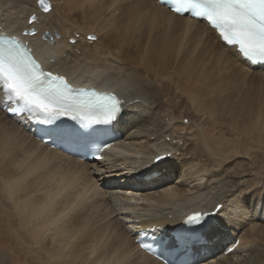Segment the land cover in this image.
<instances>
[{
    "label": "bare ground",
    "instance_id": "bare-ground-1",
    "mask_svg": "<svg viewBox=\"0 0 264 264\" xmlns=\"http://www.w3.org/2000/svg\"><path fill=\"white\" fill-rule=\"evenodd\" d=\"M53 4L55 10L43 12L38 0H0V34L22 38L46 71L63 75L74 85L114 92L124 108L113 123L121 139L104 160L82 161L47 146L26 117L13 119L4 110L6 102L0 105V159L16 162L20 173L26 167L33 181L24 178L26 172L15 181H30L33 195L41 194L38 206L29 198L25 201L30 196L15 205L19 230L29 232L38 246L48 241V264H164L141 251L136 241L143 233L154 234L163 241L170 239L167 249L176 247L173 233L182 228L185 213L199 208L218 215L202 231L201 240L184 246L188 264H264V163L256 165L244 154L229 162L225 160L229 153L217 154L205 138L214 109L231 105L233 125L238 118L246 121L248 139L258 142L264 153V112L241 109L237 85L238 78L243 83L244 77L264 79V64L251 66L205 22L181 18L157 0H53ZM31 31L34 35H25ZM91 34L100 41L90 42ZM177 36L185 42L183 52L193 53L186 64L177 57L175 67L186 71L184 78L171 66L169 55L153 52L156 48L161 54L169 43L174 48ZM169 51L172 55L174 50ZM140 53L143 74L133 66L132 57L137 54L139 59ZM159 63L165 65L163 72L155 66ZM174 76L182 77V85ZM161 154L168 159L156 165ZM53 198L59 200L52 202L54 208ZM218 205L224 207L217 210ZM7 258L0 253V264L10 263Z\"/></svg>",
    "mask_w": 264,
    "mask_h": 264
},
{
    "label": "snow or ice",
    "instance_id": "snow-or-ice-1",
    "mask_svg": "<svg viewBox=\"0 0 264 264\" xmlns=\"http://www.w3.org/2000/svg\"><path fill=\"white\" fill-rule=\"evenodd\" d=\"M158 3L168 6L181 18L202 19L234 47L238 58L264 61V0H158ZM41 5L45 12L52 10L50 5H44V0H41ZM35 20L36 17L32 16L31 21ZM89 39L94 40L95 37ZM5 102L4 110L11 112L13 119L24 116L40 125L52 124L61 117L87 120L89 123H109L124 113L122 103L114 96L101 97L95 92L85 91L75 93L64 77L45 73L21 43L10 37L0 38V105ZM72 112L85 115H70ZM165 158L158 156L156 159L158 162ZM223 207L218 205L217 210ZM204 222L205 218L200 215L188 220L193 225Z\"/></svg>",
    "mask_w": 264,
    "mask_h": 264
},
{
    "label": "rangeland",
    "instance_id": "rangeland-1",
    "mask_svg": "<svg viewBox=\"0 0 264 264\" xmlns=\"http://www.w3.org/2000/svg\"><path fill=\"white\" fill-rule=\"evenodd\" d=\"M48 1L51 3L52 9L55 10L54 7H56V6L53 4V0H48ZM55 2L59 5V2L58 1H55ZM14 15L15 14L13 12V16ZM83 24H84V21L83 20L80 21L79 25L82 26ZM138 35H140V33ZM151 36H153V35H151ZM76 37L79 39V36L78 35ZM90 37H95L94 40L93 39H88V40H90V42L100 41V39H101L99 36L97 37L96 34H91V35L88 36V38H90ZM133 37L134 36H131L130 39H132ZM139 37L145 38L144 37V34H141ZM176 38H177L178 41L181 42L180 43V42H178V41L175 40L176 41V43H175V41L173 40V42H174V48L176 49V51H175L174 48H171V47H173V46H170L171 43H169L170 45H167L169 47L166 46L167 47V50H165V49H163L165 51L162 50V53L161 54H160L161 50H158L156 48H155L156 50L154 49V51H153V52H155L159 56L162 55V54H164V53H165V55H169L168 57L171 60V66L172 67H175V64H177L180 60H181L182 63H185L186 64V62H187L186 60H190L192 58L191 56H193V53L192 52L184 53L186 51V49H185V47H186L185 42L181 38H179V36H177ZM125 39H127V38H124L123 40H125ZM169 40H170V38H169ZM144 41L146 42L147 39L146 40H143L142 43H144ZM171 41H172V39H171ZM103 43H105V42H101V44H103ZM148 44L151 45L150 42H148ZM176 45H177V47H176ZM179 46L182 47L181 50H180ZM108 47H109V45H108ZM132 47H134V46H132ZM183 47H184V50L185 51L183 50ZM170 48L172 50H174L173 53H172V55H171V52L172 51L171 52L169 51V50H171ZM177 48H178V50H177ZM166 51H168V53ZM179 51H180V54L178 55ZM181 51L182 52L184 51L183 53L185 55ZM131 52H133V50ZM136 55L137 54H135L134 57H132V59L134 58L133 59V66H137V71H139V72H141L143 74V72L145 71L144 70L145 67H144V64L142 62H140V56L142 54L141 53L138 54L139 59L137 58ZM170 55L173 56V57L175 56L174 57V60H173V57H171ZM177 57H179L180 60ZM175 58H177L178 61H177V59L175 60ZM184 58H186V59H184ZM155 59H157V58H155ZM180 64L181 63H179L178 65H180ZM155 66L161 72H163L164 69H165V65L163 63L155 64ZM169 67H170V65H169ZM185 68H186V66H185ZM176 71H177L176 73L182 74L183 75V78H184V75H185V72H186L185 70L176 68ZM244 76L245 75H243V77ZM249 76H250V74H249ZM249 76H247L246 78L248 79ZM231 77H234L235 79L238 78L237 76L236 77L235 76H231ZM253 77L250 76L249 77V80H246L245 77H244V82H246V83H243V80L240 79V78H238V80L240 82L237 80V85H239L240 88H241V97H240V100L241 101L243 100L242 101L243 104H242L241 109L243 108V110L245 112H250V111H263L264 112V106H263L264 105V99H263L264 98V94H263L264 93L263 92L264 89L262 88V86H264V79L262 77H260L261 78V80H260V78L257 77V76H255L254 77L255 79H254ZM215 78L217 79V76ZM173 79L178 82V85H182V77L181 76H174ZM256 82L258 84V85L256 84L257 88L255 86V83ZM260 82H261V84H260ZM244 84L247 85V86H245ZM249 84H250L251 87L248 86ZM252 86H254L258 90L254 89V87H252ZM252 88H253V90H252ZM242 89H244L243 92H242ZM248 90H249V92H248ZM209 91H211V89ZM246 91L248 92V94L250 93V98H249V95L247 94ZM244 93H246L247 96ZM255 93H258V97L259 96L260 97L258 98ZM251 94L252 95L254 94L256 97L254 95H253L254 96L253 97ZM213 97L214 96H212L211 98H213ZM251 97H253V99ZM213 99H217V98H213ZM244 101L247 103L246 105H248V106L244 105ZM261 102H262V105H261ZM231 107H232L231 105H228V106H222L221 105L218 108V111H216L214 109L213 116H211V118H208V119H211V121L209 122L210 125L208 127H205V129H206L205 130V133H206L205 134V138L211 144V147L208 146V145L207 146L209 148H211L212 150H214L216 153L218 152L217 154H220V153H229V155L225 158V160H229V162H231V161L232 162H236V159L238 157H241L240 155L243 156V154H244V158L246 157L247 159L249 158L251 160L252 159H255L253 161H254V163L256 165H258V163L260 164L261 162L264 163V161H263L264 160V158H263L264 157L263 156L264 153L262 152V150H259V147H261V146L259 145L258 142L254 141V140L248 139V137H251V136L250 135H247V131L249 129V127L246 126L247 125V122L244 121L243 119H241L240 121H242V120L243 121L240 122L239 121L240 118H238V121L236 122V126L233 125V123L231 121V112L229 111L231 109ZM207 116H209V114H207V115L202 114L201 115V117H207ZM165 117L166 116H164V118ZM262 122L264 124V115L262 117ZM183 135H185V132L183 133ZM208 147L205 146L204 147V151L206 152L205 154L210 155L209 153H210L211 150L208 149ZM5 159H6L5 161L8 162L7 164H6V162L3 159L2 160L0 159L1 160L0 163H2V161L5 162V164L4 163L0 164V178H1L0 179V253H3L5 255H7L8 256L7 259L10 260V263L7 261L5 264H48L49 256H47L46 253H45V250L47 249V243H48V241H45V244L44 245H39L38 246L37 244H35V242L33 241L32 237L30 236V234H29L28 231H27L28 233H26V234L23 233V231L21 232V230H19L18 221H17V217L20 218V216L18 214L19 209H17L18 207L15 208V205L16 206H19V204H20L19 202H22L23 200H25L26 199V196H30V197H27V200H25V201H29L30 200L31 203H33L34 205L37 204L36 206H38L39 205V203H38L39 202V200H38L39 198L38 197H39V195L41 196V194L38 193L36 195V193H34V195H33V192H34V189H33L34 187L33 186L34 185L32 184V182H30V181H33V180H31L32 179L31 178L32 177L31 176L32 174H30V173L27 172L26 167H22L23 170H22V173H20L19 172L20 171L19 165L16 164V162H14V161L12 162L11 160L9 161V159L7 161V158H5ZM261 159H263V160H261ZM4 165H6V166H4ZM3 167L5 169H3ZM12 167H14V168H17L18 167V168L15 169L16 170L15 171L14 169H12ZM17 170H19V171H17ZM25 172H26V174H25ZM27 173H28V175H27ZM23 174H25L24 175V178L25 179L27 178L30 181H27L26 180V182H25V181H22L21 180L22 183L20 184V182H19L20 181V177H21V179H23ZM29 175L31 177H29ZM9 179H10V181L11 180L13 181V179H14V181L12 182V184L14 185L15 188L17 187L16 189L14 187L12 188L13 185H11L10 183L6 185V183H8V181H9ZM17 179H19V181H15ZM5 181H7V182H5ZM15 182H18V183H15ZM19 185H20V187H19ZM21 187L23 188V190L21 189ZM17 189H19V190L17 191ZM35 189H36V187H35ZM21 190L22 191L25 190L23 193H26V194H23ZM31 190H33V191H31ZM19 191H20V193H19ZM62 194H64V193H62ZM13 195L14 196L16 195V196L15 197H12ZM22 196H25V198H23ZM61 196L62 195L58 196L59 198L57 197L60 201L62 200V197ZM11 197L14 198V199H12ZM28 198H29V200H28ZM55 199L53 201L52 200L50 201L51 204L49 203L51 207L53 206V208L55 207V203H56ZM58 199H56V200L59 201ZM12 200H14V201H12ZM33 200H35V201H33ZM54 201H55V203L52 204V202H54ZM27 203H28L29 206L33 205L30 202H27ZM24 205L25 204H23L22 206H24ZM73 208H75V206H73ZM28 209H30V208H28ZM75 210H77V209H75ZM77 211H79V210H77ZM7 220H9V221H7ZM69 220L67 218V221H69ZM14 221H16L17 223L14 222ZM62 223H65V220H63ZM7 224H9V227H12V228L11 229H7L8 228ZM30 226H32V225H30ZM27 230H29V227L27 228Z\"/></svg>",
    "mask_w": 264,
    "mask_h": 264
},
{
    "label": "water",
    "instance_id": "water-1",
    "mask_svg": "<svg viewBox=\"0 0 264 264\" xmlns=\"http://www.w3.org/2000/svg\"><path fill=\"white\" fill-rule=\"evenodd\" d=\"M44 5H50L51 6V3L48 0H44ZM38 6H39V8H40L41 11L45 12L43 10L42 5H41V0H38ZM51 9H52V6H51ZM27 33H33V32L31 31V32H27Z\"/></svg>",
    "mask_w": 264,
    "mask_h": 264
}]
</instances>
